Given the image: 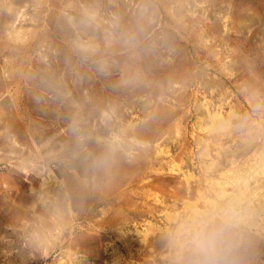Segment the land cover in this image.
<instances>
[{"label":"rangeland","instance_id":"1","mask_svg":"<svg viewBox=\"0 0 264 264\" xmlns=\"http://www.w3.org/2000/svg\"><path fill=\"white\" fill-rule=\"evenodd\" d=\"M262 160L264 0H0V264H188L236 174L264 264Z\"/></svg>","mask_w":264,"mask_h":264},{"label":"clouds","instance_id":"2","mask_svg":"<svg viewBox=\"0 0 264 264\" xmlns=\"http://www.w3.org/2000/svg\"><path fill=\"white\" fill-rule=\"evenodd\" d=\"M240 209L226 206L193 225L182 248L188 264H240L247 247Z\"/></svg>","mask_w":264,"mask_h":264},{"label":"bare ground","instance_id":"3","mask_svg":"<svg viewBox=\"0 0 264 264\" xmlns=\"http://www.w3.org/2000/svg\"><path fill=\"white\" fill-rule=\"evenodd\" d=\"M229 116V115H228ZM210 117H212V127L213 128H217L219 129L218 127L220 126V122H222V118L220 115L218 114H213V115H210ZM223 117V116H222ZM229 118V117H228ZM227 121V120H226ZM230 121V120H229ZM225 122V121H224ZM226 123V122H225ZM232 123V122H231ZM228 125L230 126L231 124H229L228 122ZM227 125V126H228ZM223 126V125H222ZM229 128H232L231 126L228 127L227 129ZM222 129L223 131V128H220ZM224 129L225 128V125H224ZM226 129V131H227ZM232 130V129H230ZM220 131V132H222ZM233 131V130H232ZM211 132H214L211 130ZM216 132H219V131H216ZM222 134V133H221ZM222 136H224L222 134ZM225 137V136H224ZM231 137V136H230ZM254 171V170H253ZM255 172L256 174L258 175L259 173H264V160L261 161L260 165L255 169ZM238 173V172H237ZM241 173V172H240ZM253 173V172H252ZM232 174V173H231ZM246 174V172L244 173ZM230 175V174H229ZM253 176V175H252ZM231 177H233V182L235 183L236 185V193H233V194H226L225 191L223 189V191H221L220 195L223 197V196H226L225 197V205H228V206H236L237 208L241 209L242 210V213H243V216H244V220L247 218V217H250V216H253L254 215V212L253 209H250L249 208V202H251V198L250 196L247 195V191H248V178L250 177V174L248 175H245L244 177H241V175H232ZM224 185L222 186L224 188V186L227 184V181H225L223 183ZM244 186V189H242L241 187ZM251 195V194H250ZM218 206V205H217ZM255 208V207H254ZM258 209V208H257ZM259 214V213H258ZM252 222V221H251ZM250 222V223H251ZM253 237V235H252ZM256 242V241H255ZM254 242V243H255ZM253 245V243H252Z\"/></svg>","mask_w":264,"mask_h":264}]
</instances>
